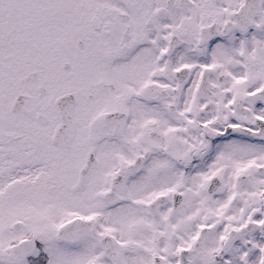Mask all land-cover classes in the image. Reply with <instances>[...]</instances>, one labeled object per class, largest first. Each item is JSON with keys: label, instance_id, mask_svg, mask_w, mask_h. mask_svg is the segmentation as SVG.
<instances>
[{"label": "flooded vegetation", "instance_id": "flooded-vegetation-1", "mask_svg": "<svg viewBox=\"0 0 264 264\" xmlns=\"http://www.w3.org/2000/svg\"><path fill=\"white\" fill-rule=\"evenodd\" d=\"M128 3L70 2L51 99L49 71L19 63L46 37L15 28L0 176L54 190L0 233V264H264V0Z\"/></svg>", "mask_w": 264, "mask_h": 264}, {"label": "rangeland", "instance_id": "rangeland-1", "mask_svg": "<svg viewBox=\"0 0 264 264\" xmlns=\"http://www.w3.org/2000/svg\"><path fill=\"white\" fill-rule=\"evenodd\" d=\"M83 1H86V0H75L76 6H78L76 11H78V8H80V5ZM25 3H26L25 0H0V47L3 44H8L7 53L5 54L3 53L0 55L1 62L5 61V59H7L6 57H10L14 54V52L10 50L11 47L9 45L12 44L11 42H13L14 46H16V44H18L17 39L26 37L24 33L23 34L18 33L15 28L17 27L21 29L24 24L28 25L30 29L34 28L35 26V24H33L32 20L30 19V14L32 11L31 9L35 10L36 6L31 5L30 8H26L24 10L23 7ZM65 7H66V12L72 9V7L71 6L68 7V5ZM90 7H91L90 4L86 3L85 9L82 10L80 14H78V12L73 13V14L75 16H80V15L89 16L93 13L92 11L89 10ZM107 7L109 9H111V7H116L121 12L129 11V9H131L130 4L128 3V0H108ZM93 8L94 10H96V7H93ZM56 11L57 12L60 11V8L57 7ZM73 14L70 12L69 15L73 16ZM60 24H62L60 25L61 26L60 28H62L60 33H63L66 35L70 34L69 31L66 30L69 26L63 23H60ZM58 29L59 28H53L51 29V31L53 32L52 34L42 35L46 37V42L48 45V47L42 48V50L44 51L45 49L47 50L46 55L44 54L45 52L41 53L40 50L37 52L36 50L37 48L33 46V44L35 43H31L30 44L31 50L30 48H28L22 60H19V63L21 62L22 65H25V63L28 64L31 62L30 68L36 67V66L40 67L42 65L49 71L50 76L55 79L53 81L51 79L50 81L51 86L53 87L52 88L53 90H51V92L49 93L48 99H51V97H53L54 94L56 95L61 92V89L59 88V84H58L59 83L58 76L63 68L62 66L63 60L61 59L60 53L57 50L58 48L57 44L59 43L62 37L60 39L57 37L59 34V32L57 31ZM37 31L39 30L38 29L32 30L34 34H37ZM6 54L7 55L9 54V56H6ZM2 64L0 65V77L6 76L7 74L6 72H9L12 69L11 61L9 62L7 61L5 66L4 65L2 66ZM17 65H14V62H13V68L14 66L16 67ZM12 92H13L12 90L6 87H0V121L4 118V115L6 114L4 113V109H3L4 106L6 105L5 107H8L9 104L11 105L10 101L12 99ZM7 97L8 99L6 101ZM10 118L13 119L14 117L10 116ZM1 124L2 126L8 125L6 123L3 124L2 122ZM9 131H12V129ZM4 149H7L6 146L4 148V146L0 144V151H3ZM12 175L13 174L7 175V176L6 175L0 176V233L7 232L9 230L7 227L11 225L13 218L18 217L19 215L23 216L26 214L28 215L29 219H32L35 211L41 212L39 210V207L40 205L45 204V199H52L51 189L53 188L46 187L44 189H37V191L43 190L44 192L36 195L35 192L37 191L35 189H32V188L28 189V187L24 185L11 183L12 184L11 187L9 186L5 187L4 183L6 184V182H8V180L11 179ZM23 201H29V205L27 207L20 208V206L18 205V202H23ZM52 211L54 210L52 209Z\"/></svg>", "mask_w": 264, "mask_h": 264}, {"label": "trees", "instance_id": "trees-1", "mask_svg": "<svg viewBox=\"0 0 264 264\" xmlns=\"http://www.w3.org/2000/svg\"><path fill=\"white\" fill-rule=\"evenodd\" d=\"M25 2L28 8H30L31 5L36 6L35 10L31 9L30 19L37 25L34 27H38L39 31H37V34L39 35L31 33L30 35L32 37L35 35L42 36L45 34H52L53 32L51 29L59 24L58 21L60 18H67L70 14V11L66 12L65 7L67 5L69 7V0H25ZM57 7L60 8L58 12L56 11Z\"/></svg>", "mask_w": 264, "mask_h": 264}, {"label": "water", "instance_id": "water-1", "mask_svg": "<svg viewBox=\"0 0 264 264\" xmlns=\"http://www.w3.org/2000/svg\"><path fill=\"white\" fill-rule=\"evenodd\" d=\"M36 73H32V76H34ZM74 99H72L71 96H65L59 97L56 102V106L58 110L61 113L62 121L63 123L61 126L57 129V135L60 137H64L66 131L70 130L71 136L74 134L75 130V124L74 121H72V114H73V106H74Z\"/></svg>", "mask_w": 264, "mask_h": 264}]
</instances>
